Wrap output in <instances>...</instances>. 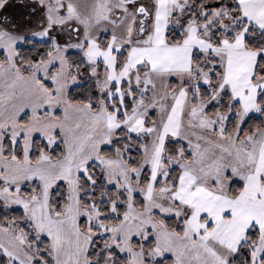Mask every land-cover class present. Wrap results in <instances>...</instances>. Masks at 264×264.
<instances>
[{"label": "snow or ice", "instance_id": "snow-or-ice-1", "mask_svg": "<svg viewBox=\"0 0 264 264\" xmlns=\"http://www.w3.org/2000/svg\"><path fill=\"white\" fill-rule=\"evenodd\" d=\"M0 264H264V0H0Z\"/></svg>", "mask_w": 264, "mask_h": 264}]
</instances>
